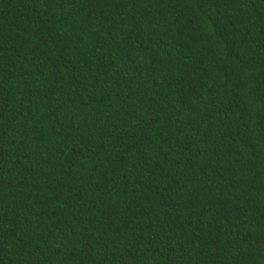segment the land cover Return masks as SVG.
Here are the masks:
<instances>
[{
    "label": "trees",
    "instance_id": "1",
    "mask_svg": "<svg viewBox=\"0 0 264 264\" xmlns=\"http://www.w3.org/2000/svg\"><path fill=\"white\" fill-rule=\"evenodd\" d=\"M0 264H264V0H0Z\"/></svg>",
    "mask_w": 264,
    "mask_h": 264
}]
</instances>
